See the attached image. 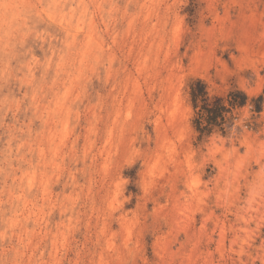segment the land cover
<instances>
[{
	"label": "rangeland",
	"instance_id": "374dc122",
	"mask_svg": "<svg viewBox=\"0 0 264 264\" xmlns=\"http://www.w3.org/2000/svg\"><path fill=\"white\" fill-rule=\"evenodd\" d=\"M0 264H264V0H0Z\"/></svg>",
	"mask_w": 264,
	"mask_h": 264
},
{
	"label": "trees",
	"instance_id": "16d2710c",
	"mask_svg": "<svg viewBox=\"0 0 264 264\" xmlns=\"http://www.w3.org/2000/svg\"><path fill=\"white\" fill-rule=\"evenodd\" d=\"M190 103L194 111L193 125L201 139L219 130L230 129L235 118L234 110L248 104L249 97L241 90L231 89L224 95L210 94L207 84L195 79L190 84ZM253 109L260 112L262 97L251 98Z\"/></svg>",
	"mask_w": 264,
	"mask_h": 264
},
{
	"label": "bare ground",
	"instance_id": "6f19581e",
	"mask_svg": "<svg viewBox=\"0 0 264 264\" xmlns=\"http://www.w3.org/2000/svg\"><path fill=\"white\" fill-rule=\"evenodd\" d=\"M33 175V174H32ZM30 180V179H29ZM32 180V179H31ZM29 183V182H28ZM29 185V184H28ZM123 220V219H122ZM45 223V222H44ZM67 226V225H66ZM130 236V235H129ZM40 239V238H39ZM55 252V251H54Z\"/></svg>",
	"mask_w": 264,
	"mask_h": 264
}]
</instances>
